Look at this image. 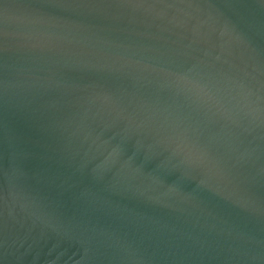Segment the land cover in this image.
<instances>
[{
	"label": "water",
	"instance_id": "95a60500",
	"mask_svg": "<svg viewBox=\"0 0 264 264\" xmlns=\"http://www.w3.org/2000/svg\"><path fill=\"white\" fill-rule=\"evenodd\" d=\"M0 264H264V0H0Z\"/></svg>",
	"mask_w": 264,
	"mask_h": 264
}]
</instances>
